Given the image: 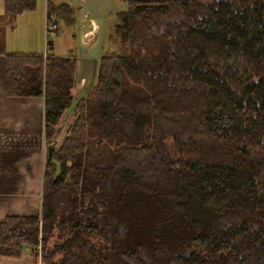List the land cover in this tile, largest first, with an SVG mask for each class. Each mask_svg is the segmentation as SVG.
I'll list each match as a JSON object with an SVG mask.
<instances>
[{"label": "trees", "instance_id": "1", "mask_svg": "<svg viewBox=\"0 0 264 264\" xmlns=\"http://www.w3.org/2000/svg\"><path fill=\"white\" fill-rule=\"evenodd\" d=\"M118 1L116 52L57 148L74 58L4 55L0 42L4 96L42 100L44 149L38 216L0 219V257L264 264V0ZM2 6L12 29L35 0ZM45 13L72 23L67 5Z\"/></svg>", "mask_w": 264, "mask_h": 264}, {"label": "rangeland", "instance_id": "2", "mask_svg": "<svg viewBox=\"0 0 264 264\" xmlns=\"http://www.w3.org/2000/svg\"><path fill=\"white\" fill-rule=\"evenodd\" d=\"M201 3H207L211 0H197ZM57 6L66 4L71 10L72 23L65 24L60 19H54L56 30L53 33L41 31V36L37 38L35 32L28 26L31 22L33 26L38 24L39 17L44 20V6ZM125 5L118 0H35V7L29 13H22L15 18L13 28L4 24L0 27V42L3 45V51L8 47L12 52H21L19 49L28 50L41 54L46 51L54 57L64 58L71 56L75 62L74 84L78 82L79 77L86 79V85L82 89L81 98L91 90L96 82V71L99 59L109 52H116L115 47L108 43V37L116 24L118 14L124 12ZM40 18V19H41ZM43 22V21H42ZM29 29V31H28ZM36 39L32 46V40ZM31 41V42H30ZM45 45H47L45 47ZM74 99L76 98L74 94ZM63 132L58 131L54 141L53 148H57L62 138ZM29 145H26L28 144ZM22 151L25 149L36 148L38 153L39 165L42 166L43 148L38 137L33 140H22ZM1 155L16 159L21 157L24 152L0 151ZM23 158V156H22ZM2 159V156H0ZM38 165V168H39ZM39 205L34 204L33 209H29L33 215L38 216ZM53 238L51 242H54ZM34 251V250H33ZM32 250L25 248L19 259L0 257V264H39V255H35ZM37 254V251H36ZM37 256V257H36Z\"/></svg>", "mask_w": 264, "mask_h": 264}, {"label": "crops", "instance_id": "3", "mask_svg": "<svg viewBox=\"0 0 264 264\" xmlns=\"http://www.w3.org/2000/svg\"><path fill=\"white\" fill-rule=\"evenodd\" d=\"M67 7L70 10V7ZM2 12L3 6L2 0H0V15ZM45 15L44 6V20L39 17L36 26H33L31 22L28 23V26L35 32L37 38L41 36V31L44 30ZM35 41L36 39L32 40V46L35 45ZM25 49L28 50L19 49L18 51L21 52H12L14 51L13 49L9 50V48L6 47L3 53L4 55L43 54H38L39 52L35 54L36 52L30 50V48ZM3 84L4 59L3 55H0V151L19 150L24 152L22 155L23 158L21 156L18 159L14 156L7 159L5 155H1L0 153V156H2V159H0V219L5 216L35 217L29 209H33L34 204L39 205L40 202V181L43 164L42 166L39 165V156L35 151L36 148L22 151L23 148L21 146H23V139H25V141L33 140L36 136L43 148L42 100L38 98H6L3 93ZM85 85L86 79L80 76L78 82H75L71 93V95L74 94L76 98L74 99V96H72L69 108L62 114L58 123L57 132L61 131L65 133L70 126L73 108L78 100L83 99L81 98V92ZM26 145H29V143ZM43 161L44 153L42 157V162Z\"/></svg>", "mask_w": 264, "mask_h": 264}, {"label": "built area", "instance_id": "4", "mask_svg": "<svg viewBox=\"0 0 264 264\" xmlns=\"http://www.w3.org/2000/svg\"><path fill=\"white\" fill-rule=\"evenodd\" d=\"M43 28L45 33H53L56 30V26L53 20L47 22L45 21ZM46 56H47V51L45 49V51L42 54V58L44 59Z\"/></svg>", "mask_w": 264, "mask_h": 264}]
</instances>
